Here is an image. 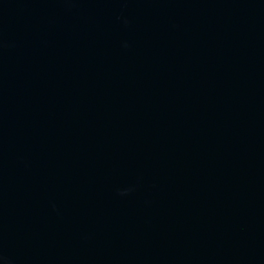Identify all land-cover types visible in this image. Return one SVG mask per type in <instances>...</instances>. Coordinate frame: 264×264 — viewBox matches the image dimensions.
I'll return each instance as SVG.
<instances>
[{"label":"water","instance_id":"obj_1","mask_svg":"<svg viewBox=\"0 0 264 264\" xmlns=\"http://www.w3.org/2000/svg\"><path fill=\"white\" fill-rule=\"evenodd\" d=\"M0 264H264V0H0Z\"/></svg>","mask_w":264,"mask_h":264}]
</instances>
